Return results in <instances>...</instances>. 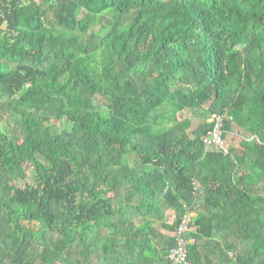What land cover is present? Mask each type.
<instances>
[{
	"label": "trees",
	"instance_id": "16d2710c",
	"mask_svg": "<svg viewBox=\"0 0 264 264\" xmlns=\"http://www.w3.org/2000/svg\"><path fill=\"white\" fill-rule=\"evenodd\" d=\"M187 207L264 264V0H0V264H170Z\"/></svg>",
	"mask_w": 264,
	"mask_h": 264
},
{
	"label": "built area",
	"instance_id": "2783aa9c",
	"mask_svg": "<svg viewBox=\"0 0 264 264\" xmlns=\"http://www.w3.org/2000/svg\"><path fill=\"white\" fill-rule=\"evenodd\" d=\"M212 121L214 122V128L204 139L207 145L217 144L220 148L226 150L225 146L227 139L223 131L224 119L222 116H214ZM193 217L194 210L191 207H187L174 233L176 245L171 248L168 255L170 264H189V243L191 240L186 237V233L191 230Z\"/></svg>",
	"mask_w": 264,
	"mask_h": 264
},
{
	"label": "rangeland",
	"instance_id": "374dc122",
	"mask_svg": "<svg viewBox=\"0 0 264 264\" xmlns=\"http://www.w3.org/2000/svg\"><path fill=\"white\" fill-rule=\"evenodd\" d=\"M100 29H101V26L98 25V24L93 27L94 31H99ZM241 139H242V135H240L239 133L238 134L237 133L232 134V139L230 141L226 142V146H225L226 151H229L232 148V146H236V144L240 146L239 142H240ZM236 141H239V142L237 143ZM149 254L151 256H159L158 246L157 245H153L149 249Z\"/></svg>",
	"mask_w": 264,
	"mask_h": 264
},
{
	"label": "crops",
	"instance_id": "0c3cea01",
	"mask_svg": "<svg viewBox=\"0 0 264 264\" xmlns=\"http://www.w3.org/2000/svg\"><path fill=\"white\" fill-rule=\"evenodd\" d=\"M196 215H197V213L194 211V216H196ZM175 219H176V213L173 210H170L168 213V221L173 222ZM168 232L169 231H167V233ZM169 234H173V232H169Z\"/></svg>",
	"mask_w": 264,
	"mask_h": 264
}]
</instances>
